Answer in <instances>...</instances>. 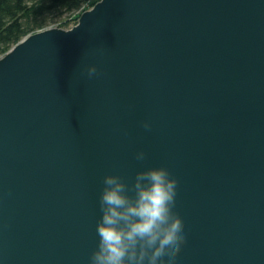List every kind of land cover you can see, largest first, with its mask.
I'll return each instance as SVG.
<instances>
[{"label": "water", "instance_id": "water-1", "mask_svg": "<svg viewBox=\"0 0 264 264\" xmlns=\"http://www.w3.org/2000/svg\"><path fill=\"white\" fill-rule=\"evenodd\" d=\"M79 21L0 60V264H89L103 177L161 166L177 264H264V0H101Z\"/></svg>", "mask_w": 264, "mask_h": 264}, {"label": "clouds", "instance_id": "clouds-1", "mask_svg": "<svg viewBox=\"0 0 264 264\" xmlns=\"http://www.w3.org/2000/svg\"><path fill=\"white\" fill-rule=\"evenodd\" d=\"M82 74L91 79L99 75L98 66L86 65ZM141 126L152 129L149 120ZM146 155L141 150L135 158L144 161ZM102 184L98 244L89 264H177L187 237L184 221L175 211L178 180L170 170L161 166L138 171L131 184L108 174Z\"/></svg>", "mask_w": 264, "mask_h": 264}, {"label": "trees", "instance_id": "trees-1", "mask_svg": "<svg viewBox=\"0 0 264 264\" xmlns=\"http://www.w3.org/2000/svg\"><path fill=\"white\" fill-rule=\"evenodd\" d=\"M101 0H0V56H5L24 39L49 24L52 16L66 15L79 22L81 14Z\"/></svg>", "mask_w": 264, "mask_h": 264}, {"label": "rangeland", "instance_id": "rangeland-1", "mask_svg": "<svg viewBox=\"0 0 264 264\" xmlns=\"http://www.w3.org/2000/svg\"><path fill=\"white\" fill-rule=\"evenodd\" d=\"M92 8H88L86 9L83 13L91 10ZM82 13V14H83ZM66 15L62 16V17H58V16H52L50 18V21H49V24L47 26L44 27V29L40 30L38 33H43V32H46L48 30H55V29H59V30H63V31H69L71 29H73L75 26H76V23L74 21H69V25L68 26H64V21L66 20L65 19ZM37 34V33H35ZM29 38V37H28ZM26 38V39H28ZM25 40V39H24ZM23 40V41H24ZM14 48V47H13ZM12 51V50H11ZM8 54V53H7ZM6 54V55H7ZM5 55V56H6ZM5 56H0V60L5 57Z\"/></svg>", "mask_w": 264, "mask_h": 264}, {"label": "bare ground", "instance_id": "bare-ground-1", "mask_svg": "<svg viewBox=\"0 0 264 264\" xmlns=\"http://www.w3.org/2000/svg\"><path fill=\"white\" fill-rule=\"evenodd\" d=\"M81 16H82V14H81ZM81 18V17H80ZM80 20V19H79ZM80 22V21H79ZM79 22L76 24V26H78V24H79Z\"/></svg>", "mask_w": 264, "mask_h": 264}]
</instances>
